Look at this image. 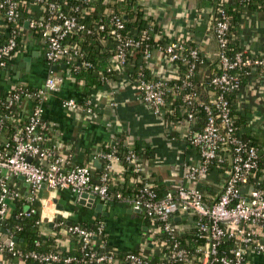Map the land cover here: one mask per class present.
<instances>
[{"label":"built area","instance_id":"obj_1","mask_svg":"<svg viewBox=\"0 0 264 264\" xmlns=\"http://www.w3.org/2000/svg\"><path fill=\"white\" fill-rule=\"evenodd\" d=\"M93 1L74 0L75 3L65 11L63 5H66V0L64 3L59 0H0V10H3L0 20L4 25L0 41V71L18 52L25 29L39 38L44 47L46 61L50 66L68 63L78 54L76 46L66 41L69 35L81 31L98 34L105 28L104 22L100 21L97 29L91 31L79 19L80 16H86L89 11H94ZM27 7L30 10L36 8V11L25 19L26 26L24 23L21 27L18 25L20 9ZM210 18L212 20L210 32L217 44L213 56L207 55L197 44L187 49L185 40L174 38H167V41L160 45L149 47L145 42L148 39L146 31L139 39H124L119 33L124 28L121 17L118 15L109 17L108 23L112 31L116 32L119 44L108 55V71L122 76L128 75L140 100L155 115L164 116L168 105L166 100L169 92L168 81L178 77L180 67L185 70L184 75L179 77L180 83L171 93L177 95L179 92L182 101L189 108L180 123L189 125L187 139L199 155L198 163L185 164L184 177L193 182L194 186L186 187L180 184L159 195L146 178L139 155L131 149L125 160L139 187L131 194L117 193L115 198L119 203L142 211L153 224L155 221L159 223L158 227L166 233L169 243H163L161 246L157 244L156 252L160 254L163 247L168 248L169 252L166 256L169 261L184 264H247L252 255L264 253L262 238L264 189L254 187L249 182L258 169V159L260 156L264 157V150L259 146H249L240 138V135L236 134L226 93L242 89L239 69H244L243 73L247 76H251L257 68L264 71V53H251L244 56L242 52H236L228 56L226 54L229 27L227 17L221 7H212ZM129 48H138L141 52L138 60L141 62L140 68L149 69L152 77L146 78L141 70L137 78H132L128 70L123 69ZM156 53L160 60H165L171 65L172 76H162L153 68L156 64V60L153 59ZM205 59H216L221 71L218 73L207 71L203 82L196 84L192 77L197 65ZM60 81L58 76L50 72L44 83L35 91L26 89L22 84H12L5 91L8 98V103L5 104L7 109L12 103L21 102L22 98L31 99L33 103L23 131L12 135V147L8 149V145H0V223L6 220L12 200L22 196L20 189L11 184V180L20 175L24 176V181L29 185V201L35 203L39 199L41 221L53 219L56 208L52 202L51 193L59 189H69L77 196L83 192H90L104 203L112 200L108 182L113 162H119L114 153V144L110 152L101 153L103 167L97 178L92 177L89 166L69 165L54 151V146L52 148L43 146L44 137L40 131L45 126L41 121L43 103L49 93L58 89ZM207 87H209L207 91L209 102L201 104L205 119L201 128L197 130L194 128L198 118L194 106L199 101V93ZM91 104L90 100L87 104H81L72 98L63 100L61 103L64 108H80L86 113H93ZM112 104L115 103L112 102ZM2 121L3 118L0 115V125ZM214 159L220 163L226 162L227 166L220 178L221 193L216 201L207 204L197 185L206 179L208 165ZM43 185L50 190L49 197H38L37 193ZM245 185L249 187L246 194L241 190ZM182 214H192L194 217L193 227L197 230L200 242L193 248L181 246L177 239V236L184 231L176 222V217ZM102 226L98 228L99 233L104 230ZM68 230L81 237L82 250L89 246L95 247L96 242H92L95 232L77 225L69 227ZM6 231L8 243L0 238V257L6 253L15 255V241L12 240L13 237L9 235L7 228ZM228 240L232 241L231 245H226ZM27 255L45 264H70L73 261L76 264H83L84 261L74 256L59 260L55 253L31 252ZM85 255L89 257L88 262L146 264L147 254L142 251L139 253L129 251L124 254L123 262L107 253L86 252ZM0 264L3 263L0 261Z\"/></svg>","mask_w":264,"mask_h":264},{"label":"crops","instance_id":"obj_2","mask_svg":"<svg viewBox=\"0 0 264 264\" xmlns=\"http://www.w3.org/2000/svg\"><path fill=\"white\" fill-rule=\"evenodd\" d=\"M131 5L133 9L141 11L145 18H151L166 38L194 40L207 55L213 56L215 53L217 44L210 32L212 7L207 0H133ZM31 10L36 11V8ZM3 29L4 25L0 20V41ZM24 32L18 52L0 71V94L5 93L12 84L38 88L51 72L39 38L27 29ZM240 39L245 50L251 53L264 52V11L247 8L243 10L240 16ZM24 57L29 59L28 67L22 61ZM153 59L156 60L153 68L160 75H173L171 65L160 60L157 53ZM53 73L61 81L58 89L49 93L45 99L42 117L50 123L53 133L50 141L56 145V152L67 164L87 165L91 169L92 177L97 178L103 167V147L112 145L121 136L127 147L138 150L146 178L162 194L180 184L194 186L193 182L184 177L185 164L199 162L197 150L187 139L189 125L170 122L164 116L155 115L140 100L128 75L107 79L100 88L94 89L89 97L94 111L86 113L80 108L62 107L63 100L72 98L81 103L84 95L80 83L65 68L60 67ZM28 100L19 106L20 116L24 119L32 106V100ZM239 100L242 105L250 108V130L259 147L264 150V76L244 87L239 94ZM145 149L150 150L151 157L144 152ZM260 179L264 188V169ZM202 182L198 183L199 188ZM205 182L214 183L211 178L205 179ZM110 183L113 189L132 188L135 180L127 164L113 162ZM11 184L20 189L22 196L29 200V187H26L23 179L17 176L11 180ZM248 188L243 186L242 193L246 194ZM51 194L55 208L60 204L63 210L56 208L53 219L43 220L45 232L56 225L57 215L66 224L102 220L108 237L107 248L123 252L139 249L145 254L156 255L157 244L153 239V232L158 230L142 211L134 210L124 203H104L97 196L93 202L86 199L81 203L80 196L69 189H59ZM37 195L40 198L49 197L50 190L43 185ZM98 203L102 204L100 211L95 209ZM34 204L39 206V199ZM9 216L10 212L6 219ZM193 221L192 214L176 217V222L183 230L192 229ZM262 238L264 239V230ZM59 245L61 249L67 248L66 242ZM0 261L3 264H19L9 254H3ZM247 264H264V253L252 255Z\"/></svg>","mask_w":264,"mask_h":264},{"label":"trees","instance_id":"obj_3","mask_svg":"<svg viewBox=\"0 0 264 264\" xmlns=\"http://www.w3.org/2000/svg\"><path fill=\"white\" fill-rule=\"evenodd\" d=\"M64 3L65 0H59ZM66 5H63V9L66 11L70 5L72 6L75 2L74 0H66ZM208 5L211 7H221L224 11L229 27L227 31L228 43L226 47V54L228 56L234 55L236 52H242L244 56H248L251 52L244 49L241 44L240 39V16L244 9L252 10H262L264 11V0H207ZM133 0H94L92 2L94 6V11H89L84 17L80 16L79 19L85 24V26L91 31L96 30L100 21L104 22L105 28L98 34L87 33L85 31L77 32L69 35L66 41L71 42L76 46L78 54L74 56L68 63H66L65 71L74 78L81 85V92L83 93V99L81 104H87L89 102L90 93L94 89L100 88L105 79L118 78L121 74H115L108 71L109 66V53L113 52L115 47L119 44L116 38V32L112 31V27L108 23L109 17L111 15H118L121 17L124 28L119 31L124 39H139L141 34L146 31L148 35L147 42L149 47L158 46L162 42L167 41L166 36L162 35V31L158 25H156L151 18H145L143 13L137 9L132 8ZM3 10H0V15ZM35 14V11H31L30 8L20 9V18L18 25L23 27L25 19ZM212 21V20H211ZM36 33V32H35ZM169 39V38H168ZM19 43V42H18ZM184 44L186 48H191L196 45L194 40H185ZM264 53V52H263ZM141 52L138 48L128 49L126 53L125 63L123 69L128 70V74L132 78L138 77V72L142 70L146 78L152 77V73L147 68H140L141 62L139 58ZM8 63V61H7ZM48 63V61H47ZM216 59H205L201 64L199 63L195 69L192 80L194 83L198 84L203 82L204 76L207 71L218 73L221 69L217 66ZM49 64V63H48ZM50 65V64H49ZM77 66V68H76ZM76 68V69H75ZM244 69H239L242 78V89L249 85L251 81L257 80L264 76V71L257 68L253 71V74L247 76L243 73ZM178 77L171 78L168 81L169 92L166 95V100L168 105L165 108L164 118L170 122H181L182 118L188 113L189 108L182 101L179 92L177 95H173L171 92L180 83L179 77L184 75L185 70L179 68ZM26 89L30 91H35L36 88L25 86ZM209 87L204 91L199 93V101H197L194 106L195 114L197 115V122L195 124V129L199 130L204 123L205 112L201 104L209 102V94L207 93ZM233 91L226 93V98L229 102L231 108V117L236 128V134L240 135V138L246 142L249 146H259L250 130L248 123V116L250 114V108L244 106L240 103L239 94L242 92ZM23 101H29L27 98H22L21 102L12 103L10 107L5 108V104L8 103V98L5 93L0 94V115H2L3 121L0 125V145H8L10 149L13 145L11 140L14 133H21L23 127L26 123V119L20 116V104ZM2 102V103H1ZM33 103V102H32ZM31 103V105H32ZM92 108L94 106L91 104ZM10 110V111H9ZM44 111V109H43ZM43 116V112H42ZM41 116V121L44 123V128L40 131L44 137L43 146L47 148H52L56 152V145L50 141V137L53 134L50 123L43 119ZM114 142L115 154L118 157L119 162L122 165H126L125 157L131 150L124 143V138L119 136ZM230 147V144H229ZM231 151L232 148L230 147ZM112 150V145L103 147L102 152H110ZM136 154L138 150L132 149ZM144 152L151 157V152L145 149ZM227 163L217 162V159L211 161L208 165V170L206 174V179H212L214 183H207L205 180L202 182L200 190L203 194L204 201L207 204H211L218 198L221 193L220 178L224 172V168ZM264 169V157L260 156L258 159V169L250 178V184L254 187L263 188L261 185V174ZM131 172V171H130ZM132 176L134 175L131 172ZM110 180L108 182L109 194L112 196L110 202H118L115 198L117 193L127 195L135 192L139 184L135 183L132 188H121L118 187L113 189L111 187ZM155 191L162 195L158 188ZM264 189V188H263ZM55 224L48 232H45V223L40 220V208L37 204L32 203L27 198L21 196L12 200L10 204V216L6 219V224L0 223V229L4 227L9 231V235L12 237H17L18 241L14 244L15 255L9 254L11 259H16L19 264H45L38 259L29 257L27 254L34 252L37 254H47L55 253L58 255L59 260H62L68 256H74L77 259L84 260L83 264H113V262H88L89 257L86 256V252L95 253H107L112 255L114 259L123 262V257L126 252L119 251L117 249L107 248L108 237L104 230L99 233L98 228L103 225L102 220H95L93 222H71L66 224L65 220L61 218L55 219ZM8 223H10L8 225ZM80 226L86 230H91L96 233L95 238H92V242H96L95 247H86L82 250V239L76 234L68 230L71 226ZM154 226L157 228V232H153V239L156 244L161 246L163 243H169L168 236L164 231L159 229V223L154 222ZM178 241L181 246L187 248H193L200 240L197 236L196 228L190 230H184L181 234L177 236ZM66 242L67 248L61 249L60 243ZM232 241H226V245H231ZM136 253L141 252V250L133 251ZM169 252L168 248L163 247L160 254L146 255V264H184L180 262H172L168 260L166 256ZM16 256V257H15ZM59 264V263H55ZM70 264H76V262H71ZM126 264V263H121Z\"/></svg>","mask_w":264,"mask_h":264},{"label":"water","instance_id":"obj_4","mask_svg":"<svg viewBox=\"0 0 264 264\" xmlns=\"http://www.w3.org/2000/svg\"><path fill=\"white\" fill-rule=\"evenodd\" d=\"M25 26H26V23H25ZM22 61L26 62V65H27L26 67H28V65H29V59L26 58V57H24V58L22 59ZM19 66H22V65H19ZM60 67H61V68H66V64H65V63H62V64H53V65L50 66V71H51V72L57 71L58 68H60ZM28 160H30V159H28ZM19 177H20L21 179L24 180V176L20 175ZM25 184H26V187H29L28 183L25 182ZM79 198H81V199H80V202H81V203H84V200H86V199H89L88 202H93V200H94V198H95V195L92 194V193L89 194L88 192H83V193H81V195H80ZM54 201H55V200H54ZM7 202L9 203V200H7ZM55 202H56V201H55ZM56 208H57L58 210H60V211L63 210V207H62V205H60V204H57V205H56ZM101 208H102V204H101V203H98V204L95 205V209H96V211H100ZM59 217H60V216L57 215V218H59ZM44 221H47V219H44ZM1 223L4 225V224L6 223V220L1 221ZM49 225L51 226L52 223H49ZM0 233H1L0 238H1L2 240H4L5 243H8V239H7V231H6V229H5L4 227H2V228L0 229ZM12 240L15 241V242L18 241L17 237H13Z\"/></svg>","mask_w":264,"mask_h":264}]
</instances>
